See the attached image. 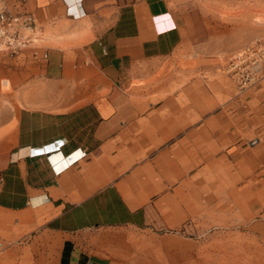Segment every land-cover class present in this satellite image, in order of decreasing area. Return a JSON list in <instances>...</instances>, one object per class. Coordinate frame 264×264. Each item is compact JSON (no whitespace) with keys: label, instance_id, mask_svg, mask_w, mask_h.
I'll list each match as a JSON object with an SVG mask.
<instances>
[{"label":"crops","instance_id":"crops-1","mask_svg":"<svg viewBox=\"0 0 264 264\" xmlns=\"http://www.w3.org/2000/svg\"><path fill=\"white\" fill-rule=\"evenodd\" d=\"M170 2L2 0L40 34L6 63L37 86L5 120L0 264H126L110 230L202 217L205 171L225 172L227 194L258 196L263 210L264 78L210 112L200 94L132 83L181 44Z\"/></svg>","mask_w":264,"mask_h":264},{"label":"rangeland","instance_id":"rangeland-1","mask_svg":"<svg viewBox=\"0 0 264 264\" xmlns=\"http://www.w3.org/2000/svg\"><path fill=\"white\" fill-rule=\"evenodd\" d=\"M170 1L179 18L181 44L173 55L144 64L133 85L200 94L205 112L227 109L243 93L229 72L234 55L264 40V0ZM22 56L0 53V169L9 150L5 120L10 129L21 90L35 92L37 86L25 82L28 70L7 69L9 60ZM233 184L225 172L218 177L205 171L202 217L170 230H110L121 244L120 259L126 264H264V204L261 211L260 202H254L258 196L228 195ZM75 241L81 249L90 245L87 235Z\"/></svg>","mask_w":264,"mask_h":264},{"label":"built area","instance_id":"built-area-1","mask_svg":"<svg viewBox=\"0 0 264 264\" xmlns=\"http://www.w3.org/2000/svg\"><path fill=\"white\" fill-rule=\"evenodd\" d=\"M40 31L29 13H11L0 0V53L16 57L25 47L39 37ZM229 72L239 89L245 90L264 78V40L244 47L237 52L229 66ZM255 140L251 141V144ZM83 154H81L82 156ZM80 156V157H81ZM54 173L62 167L52 166Z\"/></svg>","mask_w":264,"mask_h":264}]
</instances>
